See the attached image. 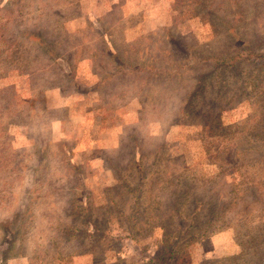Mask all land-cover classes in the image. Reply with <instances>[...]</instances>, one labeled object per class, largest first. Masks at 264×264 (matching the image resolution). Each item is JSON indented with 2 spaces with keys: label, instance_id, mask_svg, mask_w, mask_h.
I'll list each match as a JSON object with an SVG mask.
<instances>
[{
  "label": "rangeland",
  "instance_id": "1",
  "mask_svg": "<svg viewBox=\"0 0 264 264\" xmlns=\"http://www.w3.org/2000/svg\"><path fill=\"white\" fill-rule=\"evenodd\" d=\"M0 264H264V0H0Z\"/></svg>",
  "mask_w": 264,
  "mask_h": 264
},
{
  "label": "trees",
  "instance_id": "2",
  "mask_svg": "<svg viewBox=\"0 0 264 264\" xmlns=\"http://www.w3.org/2000/svg\"><path fill=\"white\" fill-rule=\"evenodd\" d=\"M24 33H26L27 36L31 35V37H33L34 35L31 34V33H27V31H25ZM39 37V36H38ZM34 36L32 39H35L37 41V44L41 46V48H43V50H48V44L46 43V40L43 39L42 36H40L39 38ZM47 53L46 54H51V50H48L46 51ZM104 53L105 55H108L109 53V50L107 47H104ZM114 56L113 57H110L111 59L113 58L114 60H116L115 62L117 63V66H116V72L118 71H122L126 68V61L125 60H121L119 56L113 54ZM240 55H237L236 57L235 56H228V57H225V58H211V59H208V60H203L206 61V62H209L211 65L212 63L214 64H218L220 65L223 70H226L228 68H232L235 64H237V61L241 59V57H239ZM201 62V61H200ZM175 67H173V69L175 68L176 70H178L179 68L181 67H188L187 63H178L175 61V64H174ZM132 69V68H131ZM213 69H216V68H213ZM177 75H180L179 73H177ZM210 75L212 76V73H210ZM209 75H207L206 77H208ZM204 80V77H200L199 79H196L195 81H192L194 83L191 84V87L190 89L187 91V93L184 95V103L182 106H187V107H190L191 109H195L196 107V104L194 103L195 102V96L198 94L197 93V90L199 89L200 91H204L205 92V89L203 87V85L199 84L201 83V81ZM203 98V97H202ZM205 98V97H204ZM195 105V106H194ZM183 111V110H181ZM135 227H133L134 229ZM132 230V229H131ZM72 235V234H71ZM171 238H173V236H167V240L169 241V244L165 246L164 250H166V252L168 253V257L170 258L172 255H173V252L175 250V248L179 247V241L174 243L172 242ZM164 240H165V237L164 239L162 238L161 241H163V244H164ZM153 260V259H151Z\"/></svg>",
  "mask_w": 264,
  "mask_h": 264
},
{
  "label": "crops",
  "instance_id": "3",
  "mask_svg": "<svg viewBox=\"0 0 264 264\" xmlns=\"http://www.w3.org/2000/svg\"><path fill=\"white\" fill-rule=\"evenodd\" d=\"M46 105H47V102H46ZM48 106V105H47ZM49 107V106H48Z\"/></svg>",
  "mask_w": 264,
  "mask_h": 264
}]
</instances>
